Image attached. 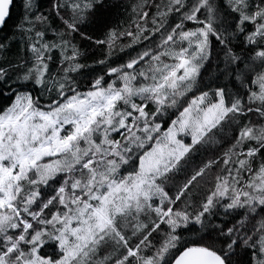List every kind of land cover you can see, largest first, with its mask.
Here are the masks:
<instances>
[{
	"label": "snow or ice",
	"instance_id": "obj_1",
	"mask_svg": "<svg viewBox=\"0 0 264 264\" xmlns=\"http://www.w3.org/2000/svg\"><path fill=\"white\" fill-rule=\"evenodd\" d=\"M0 264H264V0H0Z\"/></svg>",
	"mask_w": 264,
	"mask_h": 264
},
{
	"label": "trees",
	"instance_id": "obj_2",
	"mask_svg": "<svg viewBox=\"0 0 264 264\" xmlns=\"http://www.w3.org/2000/svg\"><path fill=\"white\" fill-rule=\"evenodd\" d=\"M9 23H11V21Z\"/></svg>",
	"mask_w": 264,
	"mask_h": 264
}]
</instances>
